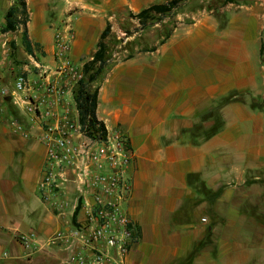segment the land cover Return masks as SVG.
<instances>
[{"label": "crops", "instance_id": "crops-1", "mask_svg": "<svg viewBox=\"0 0 264 264\" xmlns=\"http://www.w3.org/2000/svg\"><path fill=\"white\" fill-rule=\"evenodd\" d=\"M45 1L25 0L26 28L33 52L51 64L55 30L45 21ZM107 1L136 11L165 0ZM182 16L189 20L176 22L154 48L107 66L97 84V119L121 128L134 155L124 209L136 240L125 264H264V0ZM93 24H77L70 48L77 65L96 42ZM10 33L0 27V63ZM1 69L12 83L13 73ZM232 92L241 96L220 108L223 127L197 144L185 141L182 131ZM8 104L0 100V264H59L65 252L46 241L68 218L40 201L45 147L25 116L27 134L11 131ZM199 181L219 195H202Z\"/></svg>", "mask_w": 264, "mask_h": 264}, {"label": "built area", "instance_id": "built-area-1", "mask_svg": "<svg viewBox=\"0 0 264 264\" xmlns=\"http://www.w3.org/2000/svg\"><path fill=\"white\" fill-rule=\"evenodd\" d=\"M73 40L69 24L56 29L54 69L43 66L38 74L15 75L12 83L0 76V100L19 109L45 147L36 190L42 203L68 218L46 241L65 252L59 264H125L136 240L135 226L124 209L134 155L121 128L104 126L102 131L96 124L91 135L81 123L74 91L82 73L70 57ZM10 128L27 134L16 120ZM20 240L31 244L23 235Z\"/></svg>", "mask_w": 264, "mask_h": 264}, {"label": "rangeland", "instance_id": "rangeland-1", "mask_svg": "<svg viewBox=\"0 0 264 264\" xmlns=\"http://www.w3.org/2000/svg\"><path fill=\"white\" fill-rule=\"evenodd\" d=\"M166 1L168 0L148 4L134 11L130 10L127 6L109 7L107 5L109 1L107 0H46L44 3L45 21L54 30L61 29L65 24H69L72 31L76 33V27L80 21L87 20V18L93 20L92 32L95 34L96 42L90 53L82 55L78 63L83 78V64L90 60V57L97 49L99 36L108 24L110 30L108 36L105 38V44L106 57L109 60L108 66L111 67L115 62L122 61L133 53L139 51L143 52L150 47L154 48V45L160 43L163 37L165 38L168 36L172 31V27L176 25V22L189 20V18H184L183 16L179 18V15L183 12L187 10L198 11L202 9L203 6L214 8L216 5L225 4L222 0H216L217 2L215 0H213V2L212 0H204L203 2L199 0H196V2H186L183 0L179 6L168 15L161 17L154 16L153 19L146 21L144 26L133 16L142 9L153 4L165 3ZM14 5H16V0H0V27H2V29H4L5 26V13ZM18 18V20L21 21V15H19ZM17 28L19 33L22 34V25L19 24ZM16 29L9 30L11 33L8 37H10L9 39L11 41L7 46L8 53L6 54L5 60L0 63V67L2 68L1 71L6 73L9 72V74L13 73L14 77L15 75L21 74H38L45 69L43 66H50L46 67L48 71L54 69V66H51L53 62L51 64H44L42 62L39 50L35 49L36 52L30 56L24 49L23 51L20 49V45H17L18 43H16L14 39V36L18 33ZM19 44H21V42ZM34 62L38 64V66H35ZM98 82L93 83L92 90L97 88ZM7 107V112L12 116L13 120L22 123L25 129H27L26 119L19 109L11 103L8 104ZM186 136L187 135H184V137Z\"/></svg>", "mask_w": 264, "mask_h": 264}, {"label": "trees", "instance_id": "trees-1", "mask_svg": "<svg viewBox=\"0 0 264 264\" xmlns=\"http://www.w3.org/2000/svg\"><path fill=\"white\" fill-rule=\"evenodd\" d=\"M183 0H168L165 3L153 4L145 9H142L137 14L133 15L139 20V23L144 26L146 21L153 19L154 16L161 17L168 15L172 10L176 9ZM231 0H223L224 3L230 2ZM21 15V21L18 16ZM28 14L25 0H16V5L11 6L5 13V26L4 31L14 30L19 24L22 25L21 43L27 52V54H33V48L28 40L27 25ZM109 24L101 32L98 42L97 49L90 57V60L83 64V78L77 84L74 91V99L76 101L77 109L81 123H83L89 133L92 135L96 124L100 126L102 131L105 130L104 124L100 122L96 117L97 107V95L98 88L92 90L93 83L98 82L101 78L104 70L108 66V59L106 57V44L105 38L109 34ZM36 47V46H35ZM264 48L261 46L260 53L263 55ZM238 96V97H237ZM241 94L232 92L216 101L215 106L208 112L199 116V123L192 125V127L182 131V137L187 135L185 141L190 143H199L202 139L209 137L217 133L223 127L222 117L220 115V108L232 101L233 99H240ZM212 121V126L209 129H205L202 126L203 121ZM193 177V176H192ZM198 192L202 195H209L212 198L219 195L220 191L211 192L206 189L203 184L199 181L196 185Z\"/></svg>", "mask_w": 264, "mask_h": 264}]
</instances>
